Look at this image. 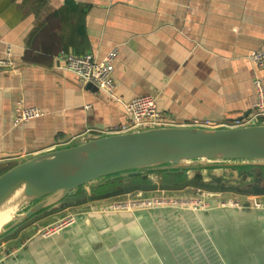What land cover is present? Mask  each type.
<instances>
[{
  "label": "crops",
  "instance_id": "crops-1",
  "mask_svg": "<svg viewBox=\"0 0 264 264\" xmlns=\"http://www.w3.org/2000/svg\"><path fill=\"white\" fill-rule=\"evenodd\" d=\"M115 47L114 95L88 87L60 58L102 60ZM258 50L264 0H0V60L9 63L0 69V164L113 131L145 95L179 127L237 121L254 108L255 78L264 84L249 59ZM19 103L45 115L16 125ZM69 208L0 239V254L16 255L7 264H102L83 218L36 237ZM135 215L164 264H264V210Z\"/></svg>",
  "mask_w": 264,
  "mask_h": 264
},
{
  "label": "water",
  "instance_id": "water-1",
  "mask_svg": "<svg viewBox=\"0 0 264 264\" xmlns=\"http://www.w3.org/2000/svg\"><path fill=\"white\" fill-rule=\"evenodd\" d=\"M88 87L96 86L89 83ZM232 162L243 163L242 166L254 164L259 168L264 167V123L240 128L167 126L137 129L122 134H88L46 153L0 164V213L10 212L0 228V239L18 234L51 212L80 206L89 200H107L136 192H168L167 195L172 194L169 196H180L174 193L188 188L230 194L224 197L213 196L211 208L199 211L171 206L113 211L109 209V204H105L84 215H78L71 225L52 236L44 237L42 232L53 224L44 226L36 234V237L42 239L55 237L83 218L88 227V242L98 246L97 255L102 264H164L141 229L135 213L145 211L205 215L215 211L264 210V198L240 200L233 196L264 197L261 180L257 184L243 185L257 178L254 171H239L233 167L227 176L238 183H226L218 176L214 183L188 178L176 185L124 184L115 190L81 199L79 197L85 193L86 188L99 191L105 185L119 181L124 175L132 178L149 169L168 165L177 170L169 175L182 176L187 169ZM261 178L264 180V176ZM152 198L154 196L133 201ZM228 199L250 201L252 204L241 208L221 207L220 202ZM255 203H261L262 207H256ZM176 251L171 250L175 255L179 252ZM14 258L15 254H0L1 264H7L8 260Z\"/></svg>",
  "mask_w": 264,
  "mask_h": 264
},
{
  "label": "built area",
  "instance_id": "built-area-1",
  "mask_svg": "<svg viewBox=\"0 0 264 264\" xmlns=\"http://www.w3.org/2000/svg\"><path fill=\"white\" fill-rule=\"evenodd\" d=\"M119 57L120 51L117 47L113 48L102 60L96 59L93 54L75 55L65 52H61L60 54V58L67 70L76 74L85 82L96 85L109 95H114L115 92L116 87L114 82V72L115 65ZM249 59L258 70L264 69V50L253 52L250 55ZM7 67H9V63L7 61L0 60V69ZM254 86L256 90V103L252 112L243 120L224 124H216L210 121L195 122L190 126L210 129L221 127L240 128L251 124L264 123V84L260 77L255 78ZM127 110L129 114V122L127 124L121 127H117L113 131L102 134H122L137 129L177 126L176 121L162 115V113L158 109L157 100L151 95L140 96L133 99L128 104ZM44 115L45 113L38 107H26L23 103H19L16 110L15 124H26L40 119ZM24 157L26 156H23L21 158ZM213 196H222V194H208L205 193V191H200L198 194L186 197L162 195L148 200L129 201L128 203L123 204L117 203L114 205H110L109 209L118 211L128 208L171 206L189 208L193 211H199L211 208ZM251 204L252 203L250 201L240 202L234 199L222 200L220 202V205L223 208H241L251 206ZM255 206L259 208L262 207V204L255 203ZM74 221L75 216L69 215L63 220L57 221L55 224H53V226L46 228L42 232V234L44 237L52 236L71 225ZM1 263L2 259H0V264Z\"/></svg>",
  "mask_w": 264,
  "mask_h": 264
},
{
  "label": "rangeland",
  "instance_id": "rangeland-1",
  "mask_svg": "<svg viewBox=\"0 0 264 264\" xmlns=\"http://www.w3.org/2000/svg\"><path fill=\"white\" fill-rule=\"evenodd\" d=\"M244 165L243 163H212L210 166H200L199 168H193V169H187L185 170V174L182 176H175V175H169L170 172L177 171L175 167H169L163 166L158 169H149L144 171L143 174H140L135 177H128L127 175L122 176L119 181L113 182L109 185H105L104 188H101L99 191H97L94 188H86L84 190V194L79 197V199L83 198L84 196H94L97 193H103L111 190H115L119 186H123L124 184H137V183H157V184H171L176 185L181 181H184L188 178H197L199 181H205L209 183H214L215 178L222 177L226 183H234L236 180H232L227 176V172L231 170L233 167H237L239 171L242 170H250L254 171L257 175L256 179L248 180L245 183H243L244 186H247L249 184H257L259 180H261L262 185H264V180H262V176H264V167L259 168L254 164L251 165ZM241 166V167H240ZM261 178V179H258ZM235 183H238L237 181ZM200 191L195 188H188L181 192H177L174 194H178L180 196H191L198 194ZM168 192H152V193H142V192H136L131 195H124L112 199L107 200H101V201H93L89 200L85 204H82L80 206H76L73 208H69L63 212V214L60 215V217L57 220H63L64 218L68 217L69 215H74L77 217L78 215H84L87 212L93 211L97 208H99L102 205L109 204L114 205L117 203L125 202V201H133L142 197H159L160 195H167ZM208 194H212L211 192H205ZM172 195V194H169ZM222 196H231L230 194H222ZM235 196L237 199L240 200H246V199H263L264 197H247L244 198L243 196ZM50 221L48 224L44 226H49L51 224H54L55 221ZM43 226V225H42ZM43 226V227H44ZM43 227L41 229H43ZM36 234V233H35ZM178 252V251H176ZM185 253V252H184ZM178 256V255H175Z\"/></svg>",
  "mask_w": 264,
  "mask_h": 264
},
{
  "label": "bare ground",
  "instance_id": "bare-ground-1",
  "mask_svg": "<svg viewBox=\"0 0 264 264\" xmlns=\"http://www.w3.org/2000/svg\"><path fill=\"white\" fill-rule=\"evenodd\" d=\"M10 212L0 213V228L5 223L6 219L9 217Z\"/></svg>",
  "mask_w": 264,
  "mask_h": 264
}]
</instances>
